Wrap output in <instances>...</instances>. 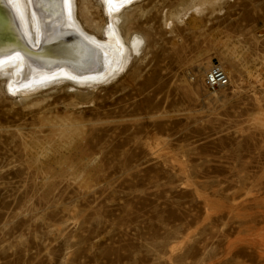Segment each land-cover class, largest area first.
I'll return each mask as SVG.
<instances>
[{
	"label": "rangeland",
	"instance_id": "obj_1",
	"mask_svg": "<svg viewBox=\"0 0 264 264\" xmlns=\"http://www.w3.org/2000/svg\"><path fill=\"white\" fill-rule=\"evenodd\" d=\"M198 2L133 3L106 84L0 80V264H264V0Z\"/></svg>",
	"mask_w": 264,
	"mask_h": 264
},
{
	"label": "bare ground",
	"instance_id": "obj_2",
	"mask_svg": "<svg viewBox=\"0 0 264 264\" xmlns=\"http://www.w3.org/2000/svg\"><path fill=\"white\" fill-rule=\"evenodd\" d=\"M91 1L104 16L102 24L92 17ZM138 1L80 0L78 6L77 0H0V37L10 34L18 46L10 53L0 50L5 90L28 97L57 84L90 87L117 78L130 50H136L141 40L137 34H123L119 24L121 19L129 20L126 13ZM215 1L199 0L193 9L200 12ZM78 10L93 31L83 26ZM19 34L35 49L44 43L45 51L25 50Z\"/></svg>",
	"mask_w": 264,
	"mask_h": 264
},
{
	"label": "built area",
	"instance_id": "obj_3",
	"mask_svg": "<svg viewBox=\"0 0 264 264\" xmlns=\"http://www.w3.org/2000/svg\"><path fill=\"white\" fill-rule=\"evenodd\" d=\"M228 84V76L224 69L215 64L212 65L205 76V85L207 88L214 90L224 87Z\"/></svg>",
	"mask_w": 264,
	"mask_h": 264
},
{
	"label": "water",
	"instance_id": "obj_4",
	"mask_svg": "<svg viewBox=\"0 0 264 264\" xmlns=\"http://www.w3.org/2000/svg\"><path fill=\"white\" fill-rule=\"evenodd\" d=\"M2 35V34H1ZM17 35V34H16ZM20 35V36H19ZM19 39L22 41L23 47L25 50L30 51L31 53H40L45 51V44L42 43L38 48H34L30 45V43L25 39V37L19 34ZM18 46L11 40L10 34H6L5 36L0 37V50H5L8 53L14 51ZM14 49V50H13Z\"/></svg>",
	"mask_w": 264,
	"mask_h": 264
}]
</instances>
